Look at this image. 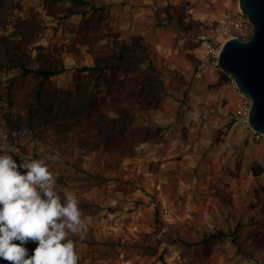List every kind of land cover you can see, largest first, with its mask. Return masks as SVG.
<instances>
[{
  "label": "rangeland",
  "instance_id": "374dc122",
  "mask_svg": "<svg viewBox=\"0 0 264 264\" xmlns=\"http://www.w3.org/2000/svg\"><path fill=\"white\" fill-rule=\"evenodd\" d=\"M96 4L104 9L84 15L81 11L89 5L76 6L69 0H11L0 14V35L16 40L13 34L20 23L33 19L41 28L40 40L15 47L32 58L46 48L61 55L67 70L53 78L60 88L94 77L95 70L82 67L107 64L104 79L94 89L107 109L116 87L137 88L136 77L146 76L144 89L152 84L163 86L164 92L153 106L138 103L151 117L140 119V125L159 123L163 128L138 130L137 153L109 169L98 143L88 149L67 146L64 135L56 133L52 115L41 114L36 131L27 126L16 140L0 111V150L17 163L55 156L49 167L58 176L84 170L80 182L66 185L57 180V188L79 197L80 208L92 218L89 227L95 238L108 240L117 250L101 258L99 251L76 243L79 264H92L93 259L95 264H264V142L253 139L237 121L239 101L226 74L199 79L195 71L202 49L198 36L223 14V1L97 0ZM140 42L136 52L119 58L121 45ZM236 219L246 223L241 233L256 226L241 249L230 232ZM220 229L228 234L192 247L189 253L184 254L186 245L177 242L180 237L201 241ZM150 232L162 244L156 255L144 256L135 245ZM27 247L31 253L36 244ZM0 264L9 262L0 259Z\"/></svg>",
  "mask_w": 264,
  "mask_h": 264
},
{
  "label": "trees",
  "instance_id": "16d2710c",
  "mask_svg": "<svg viewBox=\"0 0 264 264\" xmlns=\"http://www.w3.org/2000/svg\"><path fill=\"white\" fill-rule=\"evenodd\" d=\"M69 1L76 6L89 5L82 9L81 12L84 15L104 9L103 5L96 4L97 0ZM10 2L11 0H0V14L5 11ZM13 35L18 39L0 35V111L14 130V139L17 140L22 130L27 126L36 131L38 118L41 114L47 113L55 118L56 133L64 135L63 141L67 146L88 149L92 144L98 143L102 151L106 153L108 168L111 169L120 167L126 155L137 153L135 133L138 130L151 131L163 128L159 123L145 127L140 125V119H150L151 117H147L149 113L138 107L139 102L150 106L158 103L164 92L163 86L151 84L144 89L147 77L138 76L136 78L140 84L139 87L129 90L116 87L110 109H107L100 105L94 95V89L105 77L107 64L97 63L93 66L82 67L83 71L95 70L94 77L78 86L60 88L55 84L53 78L67 70L65 59L61 55H55L50 48H46L39 52L35 58H32L21 48L18 51L15 47L21 46L23 41L29 45L40 40V26L33 19H26L20 23L18 30ZM141 43L121 45L118 48L119 58L136 52ZM62 48L75 50L73 45H63ZM152 64L155 66V63ZM13 70L16 72L11 75ZM111 110L118 113L119 117L110 115ZM131 120L135 124L133 128L130 127ZM61 161H66V154H63ZM78 170L80 171H69L59 175L58 182L66 185L80 182L79 180L83 178L81 173L84 170ZM57 191L63 196L64 192L61 189L57 188ZM84 216L86 217L87 214L84 213ZM236 220L237 225L230 232L235 234L234 240L241 249L252 238L256 226L250 225L244 228L246 234L241 233L240 229L243 230L246 223L242 219ZM227 234L226 230L220 229L218 232L210 231L201 241L180 237L177 242L186 245L185 254L189 253L192 247L196 248L200 244ZM71 238L78 244H87L91 251H99L101 258L110 257L117 250L116 245L114 246L108 240H97L90 227L83 241L75 236ZM161 242L155 232H150L141 241L136 242L135 248L144 256H153L159 252ZM91 263L95 264V259L91 260ZM100 264L107 263L101 262Z\"/></svg>",
  "mask_w": 264,
  "mask_h": 264
},
{
  "label": "clouds",
  "instance_id": "9594fccd",
  "mask_svg": "<svg viewBox=\"0 0 264 264\" xmlns=\"http://www.w3.org/2000/svg\"><path fill=\"white\" fill-rule=\"evenodd\" d=\"M56 159L17 163L8 152L0 154V259L9 264H79L71 237L83 241L92 218L74 192L58 193V175L49 167ZM29 243L36 244L31 254Z\"/></svg>",
  "mask_w": 264,
  "mask_h": 264
},
{
  "label": "water",
  "instance_id": "95a60500",
  "mask_svg": "<svg viewBox=\"0 0 264 264\" xmlns=\"http://www.w3.org/2000/svg\"><path fill=\"white\" fill-rule=\"evenodd\" d=\"M239 1L253 24L252 37L229 39L221 48L218 63L252 99L250 125L264 134V0Z\"/></svg>",
  "mask_w": 264,
  "mask_h": 264
},
{
  "label": "built area",
  "instance_id": "2783aa9c",
  "mask_svg": "<svg viewBox=\"0 0 264 264\" xmlns=\"http://www.w3.org/2000/svg\"><path fill=\"white\" fill-rule=\"evenodd\" d=\"M224 12L217 18L214 26L199 34L198 40L202 49L196 65V77L199 79L209 75L224 72L228 78L231 91L237 96L239 101L236 119L249 131L256 141L264 142V134L255 131L249 122L252 108V99L237 84L235 78L224 71L218 63V57L222 46L231 38L239 37L247 40L252 37L253 24L248 15L242 10L239 0H222ZM126 264H130L129 261Z\"/></svg>",
  "mask_w": 264,
  "mask_h": 264
}]
</instances>
